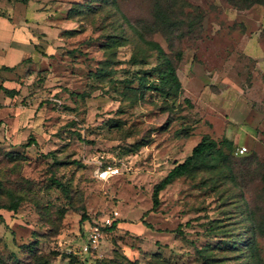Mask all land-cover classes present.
Instances as JSON below:
<instances>
[{"label": "rangeland", "instance_id": "rangeland-1", "mask_svg": "<svg viewBox=\"0 0 264 264\" xmlns=\"http://www.w3.org/2000/svg\"><path fill=\"white\" fill-rule=\"evenodd\" d=\"M0 16L25 35L0 69V205L22 198L0 208V264H264V5L0 0ZM145 41L170 58L177 94L153 88ZM202 137L221 153L151 208ZM112 211L119 225L84 252Z\"/></svg>", "mask_w": 264, "mask_h": 264}, {"label": "trees", "instance_id": "trees-1", "mask_svg": "<svg viewBox=\"0 0 264 264\" xmlns=\"http://www.w3.org/2000/svg\"><path fill=\"white\" fill-rule=\"evenodd\" d=\"M232 7L237 9H245L253 4L264 5V0H225ZM161 20V15H158ZM165 24V22H163ZM145 44L148 48L152 49L155 52L156 60L158 64L153 68L155 78L157 79L156 86H153L154 89L158 90L163 94L175 95L180 90V83L175 73V67L172 64L170 58L163 52L162 48L154 41H145ZM176 57L179 58L180 52L176 51ZM2 69H9L8 67H1ZM143 84V83H142ZM152 86V85H151ZM1 89L8 95H13L14 90H7L1 87ZM226 146L230 145V142L226 140L222 141ZM36 142L33 138L28 137L26 141L20 146L27 147L30 145H35ZM216 143L213 140L202 137L195 145L190 149L189 155H187L181 162L174 164L166 174L156 183L153 184L150 194L151 208H155L158 205V193L166 185L172 182L174 179L185 175L190 172V170L196 167L199 163V160L205 158L208 155H211L212 152L217 151L221 153L220 148H215ZM22 201V198L15 196L7 204L0 205V208L15 212L17 210L18 204ZM86 219L85 212L82 209L80 215V221ZM0 221H2V216L0 215ZM117 219L115 218L109 226L103 228L111 231L115 228L117 224ZM43 264H46V261L43 260Z\"/></svg>", "mask_w": 264, "mask_h": 264}, {"label": "crops", "instance_id": "crops-1", "mask_svg": "<svg viewBox=\"0 0 264 264\" xmlns=\"http://www.w3.org/2000/svg\"><path fill=\"white\" fill-rule=\"evenodd\" d=\"M23 8L27 9V6H25V4L21 2H15L12 9H18L21 11V9ZM19 27L21 26H17L13 23L11 24L7 22L6 19L0 16V69H2L1 67L3 66L11 69L12 64L16 62L14 60L18 59L19 56H22V54H24L20 50L19 46L17 47V44H24L25 37L24 33L19 31ZM115 218H117V216Z\"/></svg>", "mask_w": 264, "mask_h": 264}, {"label": "built area", "instance_id": "built-area-1", "mask_svg": "<svg viewBox=\"0 0 264 264\" xmlns=\"http://www.w3.org/2000/svg\"><path fill=\"white\" fill-rule=\"evenodd\" d=\"M245 151V147L240 146L236 147L234 154H242ZM117 172V169L106 167L103 169H97L96 175L99 178H104L105 176H109L112 174H115ZM117 216L116 211H112L109 215L105 216L101 222V224L97 226L91 227V229L86 234V243L82 247V250L85 252L89 248H94L99 240L100 236V230L98 229L100 227L109 226L111 222L114 220V218Z\"/></svg>", "mask_w": 264, "mask_h": 264}]
</instances>
